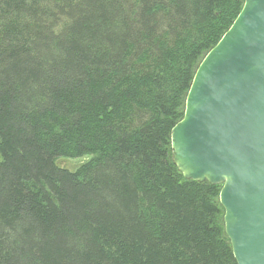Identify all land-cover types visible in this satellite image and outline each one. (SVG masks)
<instances>
[{"label": "trees", "instance_id": "1", "mask_svg": "<svg viewBox=\"0 0 264 264\" xmlns=\"http://www.w3.org/2000/svg\"><path fill=\"white\" fill-rule=\"evenodd\" d=\"M244 2L0 0V264H237L171 131Z\"/></svg>", "mask_w": 264, "mask_h": 264}, {"label": "water", "instance_id": "2", "mask_svg": "<svg viewBox=\"0 0 264 264\" xmlns=\"http://www.w3.org/2000/svg\"><path fill=\"white\" fill-rule=\"evenodd\" d=\"M171 144L186 179L222 186L237 264H264V0H245L199 64Z\"/></svg>", "mask_w": 264, "mask_h": 264}, {"label": "rangeland", "instance_id": "3", "mask_svg": "<svg viewBox=\"0 0 264 264\" xmlns=\"http://www.w3.org/2000/svg\"><path fill=\"white\" fill-rule=\"evenodd\" d=\"M87 157L82 158H62L57 160V165L60 167L67 168L69 170H76Z\"/></svg>", "mask_w": 264, "mask_h": 264}]
</instances>
